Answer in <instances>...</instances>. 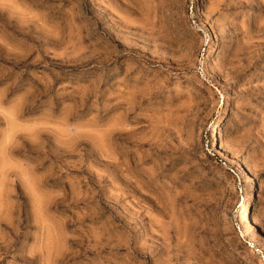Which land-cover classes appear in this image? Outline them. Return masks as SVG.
Instances as JSON below:
<instances>
[{
    "label": "rangeland",
    "instance_id": "1",
    "mask_svg": "<svg viewBox=\"0 0 264 264\" xmlns=\"http://www.w3.org/2000/svg\"><path fill=\"white\" fill-rule=\"evenodd\" d=\"M0 264H264V0H0Z\"/></svg>",
    "mask_w": 264,
    "mask_h": 264
}]
</instances>
